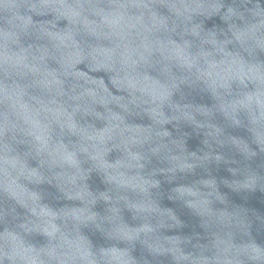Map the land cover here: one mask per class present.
Here are the masks:
<instances>
[{
	"label": "water",
	"instance_id": "obj_1",
	"mask_svg": "<svg viewBox=\"0 0 264 264\" xmlns=\"http://www.w3.org/2000/svg\"><path fill=\"white\" fill-rule=\"evenodd\" d=\"M0 264H264V0H0Z\"/></svg>",
	"mask_w": 264,
	"mask_h": 264
}]
</instances>
